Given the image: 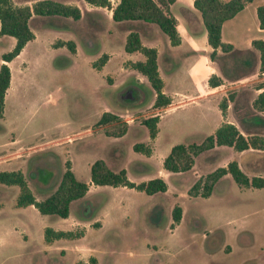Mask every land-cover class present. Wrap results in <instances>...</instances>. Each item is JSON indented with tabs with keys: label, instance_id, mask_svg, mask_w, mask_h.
Wrapping results in <instances>:
<instances>
[{
	"label": "rangeland",
	"instance_id": "1",
	"mask_svg": "<svg viewBox=\"0 0 264 264\" xmlns=\"http://www.w3.org/2000/svg\"><path fill=\"white\" fill-rule=\"evenodd\" d=\"M11 1L21 6L30 0ZM58 2L79 6L80 17L61 18L56 23L62 27L54 28L40 27L42 21L36 17L29 20L36 38L23 46L9 66L11 84L0 117V171H20L35 198L43 199L53 191L68 160L75 177L90 187L83 197L71 201L69 216L62 219L36 210L20 213L14 206L17 186L0 184V264H75L89 256L96 264H264L263 191L255 197L254 190L238 187L225 174L215 181L208 197L187 193L196 179L229 161L239 162L247 176L254 175L248 165L262 162L264 154H239L231 147L218 146L200 152L185 172L164 170L161 163L169 145L199 143L202 133H192L191 116L185 111L163 113L153 108V91L146 78H141V84L132 83L138 79L121 68L122 40L119 34L108 37L104 12L88 19L84 0ZM263 2L253 0L223 22L222 38L232 41L235 50L252 49V39L264 40V29L258 28L255 14V7ZM60 38L76 44L73 54L65 46H52ZM13 42L10 36H0V55ZM102 54L107 60L97 69L92 63ZM214 63L222 75L219 60ZM243 71L246 76L235 82L222 75L223 97L234 92L225 115H233L235 103L250 104L255 85L264 80L257 73V63ZM102 112L117 116L112 124L116 128L123 118L131 117V128L120 137L106 135L104 131L113 130L111 127L96 126ZM161 113L164 122L170 119V125L163 128L162 121L151 154L133 151V143L148 142L141 121ZM135 128L138 133L134 135ZM250 131L264 134V123ZM39 147L44 150L36 151ZM10 150L15 152L10 155ZM3 154L16 160L3 164ZM95 160H102L112 172L124 170L133 183L159 177L166 190L147 195L125 186L93 185L89 165ZM174 205L181 209L178 224L171 219ZM94 213L100 226L85 228L80 238L58 241V245L70 247L64 253L45 247L43 226L72 230L71 220L88 221ZM13 225L18 231L22 226L28 238L24 240L18 231L12 233ZM6 230L10 232L3 234Z\"/></svg>",
	"mask_w": 264,
	"mask_h": 264
},
{
	"label": "trees",
	"instance_id": "2",
	"mask_svg": "<svg viewBox=\"0 0 264 264\" xmlns=\"http://www.w3.org/2000/svg\"><path fill=\"white\" fill-rule=\"evenodd\" d=\"M88 4L100 7H110L108 0H84ZM174 0H119L112 8L111 18L113 21L140 20L145 23H154L167 36L171 45L179 43V36L175 28L174 18L168 14L167 6ZM253 0H193V8L198 12L202 26L206 33V40L211 47L207 57L211 61H218L222 75L230 81H236L246 76L244 69L251 68L257 63V73H264V40L252 39V49L235 50L231 44L223 42L220 37L221 25L224 21L232 18L238 11L243 9ZM59 16L78 19L79 9L75 6L62 4L53 0H38L31 7L17 6L11 0H0V36L7 35L14 39L12 48L0 55V117L3 113V99L10 81V71L7 62L19 54L23 46L33 39L34 35L29 28L31 15ZM258 28L264 29V2L255 8ZM55 46L65 45L70 53H74L72 41H56ZM124 51L139 52L143 60L126 62V65L144 76L154 93L152 102L153 108H160L169 103V98L162 91V81L156 69L155 49L141 45L139 36L134 30H130L125 37ZM256 51V59L254 52ZM106 55L92 63V66L99 69L103 65ZM227 65L229 68H227ZM208 85L215 87L222 84L219 77L211 75L207 79ZM254 89L260 91L255 94L250 104L235 103L232 114L236 122L245 132L242 134L232 123H221L212 134L206 136L199 143L174 144L162 159V168L170 172H185L192 167L193 158L200 152L213 148L214 146H227L235 151H242L249 148L264 150V134H259L251 129H257L264 123V80L257 83ZM236 95V94H235ZM234 92H228L223 97L218 108L222 115L225 114L228 102H233ZM117 116L109 112H102L96 122V126L111 127L113 130H105L106 135L121 136L126 130V123L116 128ZM158 116H151L141 121L152 140L157 133ZM132 150L150 155L149 144L133 143ZM229 174L232 180L239 187L264 188V179L260 176L248 177L238 166L236 161H229L225 166L217 167L212 172L199 177L190 186L187 193L189 196L208 197L215 181L221 176ZM89 181L93 185L125 186L150 195L166 190L165 182L155 177L147 181L133 183L127 180L124 170L110 171L102 160H95L89 165ZM1 185H15L18 193L15 197L16 207L32 205L41 215H56L65 218L68 215L69 204L75 199L84 196L88 189L87 183L78 180L71 170L69 161L64 162V169L53 191L43 199H36L29 189L20 171H0ZM181 209L174 205L171 209L173 224H178ZM83 230L62 231L52 230L45 227L43 239L50 242L59 238H78L82 236ZM76 264H96V259L90 256L86 261H77Z\"/></svg>",
	"mask_w": 264,
	"mask_h": 264
},
{
	"label": "crops",
	"instance_id": "3",
	"mask_svg": "<svg viewBox=\"0 0 264 264\" xmlns=\"http://www.w3.org/2000/svg\"><path fill=\"white\" fill-rule=\"evenodd\" d=\"M36 1L38 0L24 1L21 6L26 5V6L31 7L30 2L34 3ZM53 1L58 2L59 0H53ZM108 1L110 3L109 8L94 6L84 1L87 4L85 10H87L89 13V14L87 13V18L88 19L94 18L95 16L98 17V12H104L106 14V18H107L106 20L109 22V29L106 31L108 37L112 38V35L119 34L122 40V43H121L122 48L124 46L126 35L128 34L130 30H134L135 32H137L139 36V41L141 45L155 49L156 69H157L158 76L160 77L162 81L161 91L165 96L169 98V103L166 106L158 108L159 110H163V113L166 111L176 112V111L182 110L183 112L185 111L186 114L187 113L190 114L191 124L189 128L193 131L192 133H197V134L202 133V136H203L202 139L212 134L214 130L221 123L228 122V123H232L234 126L237 127L234 116L231 115L229 112H227L226 115L225 114L222 115L218 108V103L224 95L221 91V87L223 86V84L212 87L208 85L207 83V79L211 75L221 78L222 83H223L224 78L220 74L214 61L209 60L207 57L208 53L211 51V47L207 43L206 33L202 26L199 14L193 8V5H192L193 0H174L172 3L168 4L167 6V12L174 18L175 28L179 36V43L176 45H171L169 43L167 36L154 23H145L140 20L113 21L111 18L112 8L117 4L119 0H108ZM72 6L79 8V6L77 5H72ZM79 10L81 12L80 8ZM33 17H36L37 21H42L43 26H40V27H45V28L62 27V25H59V23H56V21H60L61 18H69V17H59L56 15L54 16L35 15L34 16V14H32L30 17V20ZM46 19L53 21V23H51V21L48 22ZM32 33L34 35L32 40H34L36 38V33H34L33 31ZM163 35H165L166 38ZM220 37L223 42L231 44L233 48L235 47L232 41L225 40L222 38V25L220 29ZM56 41L66 42L70 40L60 38L59 40H55L54 42ZM53 43H52V46L59 47V46L53 45ZM61 46H65V45H60V47ZM246 47H249V46L247 45ZM74 48L76 49L75 43H74ZM123 51H124V48H123ZM70 54H73V53H70ZM111 56L112 54L108 55V57H111ZM120 58H121L120 66L121 68L127 70V73H128L127 75H130L132 78L138 79L137 82H132V83L141 84L142 83L141 78H143L144 76H142L140 73L128 67L126 65V62L141 61L144 59L142 54L137 51L131 52V53L124 51V53L120 54ZM106 60H107V55H106L105 61ZM11 61L12 59L6 63L8 67L10 66ZM262 75H264V73H262ZM10 84H11V76H10L9 85L5 91V94L7 90L9 89ZM255 91L256 93H258L260 89L259 90L255 89ZM150 96L153 102L154 93L152 92ZM163 113L159 114L158 116L157 133L155 137L152 140H150L148 137V142L144 143V144L150 145L151 152L153 150L152 144H154L159 134V127L163 121V116H162ZM123 121L126 123V130L122 135H124L131 128L132 124H130V122H132V118L131 117L123 118ZM169 122H170V119H168L165 122L163 121V128L167 127L168 124L170 125ZM140 126H143V125H140ZM98 127L103 128V129L106 128L102 126H98ZM238 130L242 134H244L239 128ZM132 132H134V135H135L136 133H138V129L135 128L132 130ZM113 137H120V136H113ZM10 143H14V140H11ZM186 144L188 143H185V145ZM171 146L172 145H169L168 151ZM215 147H218V146H214L213 148ZM43 150H44L43 147H39L38 150L36 151H43ZM14 152H15L14 150H10V155ZM237 152L239 154H243L247 152L264 154V150L252 149V148L242 150V151H237ZM3 155L4 156L2 157L5 158V154ZM13 160H16L15 156H9L7 157L6 160H4V162L1 161V163L6 164ZM237 164L239 168L242 170L239 162H237ZM248 169L251 171L252 174H254L252 176H260L264 179V158L262 162L258 160V161L249 163ZM248 177H251V176H248ZM87 185L89 188L90 184H87ZM243 188L254 190L252 191V193H253V196L255 197L256 195H261L260 194L262 193L261 191H263L262 194H264V188H255L251 186L243 187ZM0 206H2V204ZM14 206H15V201H14ZM15 209L16 210L18 209L17 211H19L22 214H26L30 211L34 212V210H36L32 205H27L25 207L15 206ZM68 216H69V209H68L67 217L62 218V219H67ZM70 222H71L72 230H64V231L74 232V229L76 227H79V229L83 230V233H84L85 228H91V227L97 228L98 226H100L99 224L100 221L98 220L96 213H94L89 218L88 221L71 220ZM16 228L18 227L16 225H13L11 232L13 233V232L18 231ZM44 228L45 226L42 227L43 230ZM8 232H10V230L3 231V234H6ZM18 232L23 234L24 240L28 238V235L24 232L22 226L21 228H19ZM63 239H77V238H59V239H54L50 242H46L43 239V241H44L45 247L54 248V249L60 250V253H64V251L69 249L70 247L67 248L66 246L57 244L59 243L58 241L63 240ZM248 241H250L249 238H248ZM89 257L77 259L76 262L86 261Z\"/></svg>",
	"mask_w": 264,
	"mask_h": 264
}]
</instances>
